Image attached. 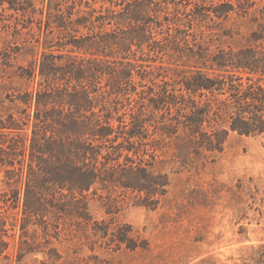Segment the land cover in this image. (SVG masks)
<instances>
[{"label": "trees", "instance_id": "16d2710c", "mask_svg": "<svg viewBox=\"0 0 264 264\" xmlns=\"http://www.w3.org/2000/svg\"><path fill=\"white\" fill-rule=\"evenodd\" d=\"M254 1L112 0L118 9H97L107 0H0V19L8 11L15 17L8 32L21 36L25 19L43 31L26 34L43 47L29 65L14 61L22 50L32 56L33 42L24 49L0 44L7 187L0 190V254L9 246L8 224L20 227L28 253L36 252L27 240L32 225L46 240L68 226L101 233L113 249L137 250L130 226L110 233L94 221L92 196L131 194L157 208L171 185L169 174L156 170L159 152L209 158L224 151L230 133L264 139V8L248 44L211 50L217 31L232 37L224 24L245 16ZM38 12L45 18L34 20ZM48 255L59 256L55 248Z\"/></svg>", "mask_w": 264, "mask_h": 264}, {"label": "rangeland", "instance_id": "374dc122", "mask_svg": "<svg viewBox=\"0 0 264 264\" xmlns=\"http://www.w3.org/2000/svg\"><path fill=\"white\" fill-rule=\"evenodd\" d=\"M111 1L95 7H111ZM174 1L193 6L230 0ZM231 2L237 5L238 0ZM254 2L256 5L245 16L233 14L224 24L232 37L217 31L221 36L214 37L212 51H217L219 46L228 50L248 44L250 34L259 29L255 18L261 16L264 8V1ZM169 6L173 9L175 5ZM112 7L118 9L114 4ZM36 8H43L40 1L36 2ZM12 13L8 11L0 19L1 47L8 42L22 49L37 45L26 35L33 30L36 36H43L32 19L18 22L21 36L7 31L5 24H15ZM38 18L45 15L38 12L33 19ZM42 51V45H37L32 56L22 50L14 64L29 65ZM161 64V61L154 63L153 69L156 71ZM171 76L174 73L169 72L168 79ZM16 86L31 90L21 83ZM2 97L6 94L2 93ZM5 105L11 106L10 101L6 100ZM164 153L159 152L156 170L168 173L171 185L157 208L141 205L131 194H117L112 200L92 196L89 202L90 213L100 228L109 226L112 233L130 226L131 237L142 247L134 251L125 246L113 249L109 238H102L101 233L95 236L91 229L83 233L68 226L58 238L49 237L51 243L47 244L44 229L32 225L27 240L36 252L28 253L25 250L28 246L21 247L20 227L8 224L4 240L9 246L0 254V264H264V139L230 133L224 151L209 158H193L174 149ZM6 188L5 174L0 171V190ZM53 248L59 254L57 259L49 258L48 252Z\"/></svg>", "mask_w": 264, "mask_h": 264}]
</instances>
